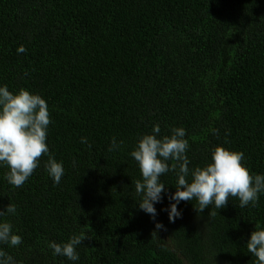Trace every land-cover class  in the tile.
Listing matches in <instances>:
<instances>
[{"label":"trees","instance_id":"obj_1","mask_svg":"<svg viewBox=\"0 0 264 264\" xmlns=\"http://www.w3.org/2000/svg\"><path fill=\"white\" fill-rule=\"evenodd\" d=\"M0 85L45 98L50 154L65 169L55 185L42 155L14 187L0 166V210L17 207L2 219L23 238L0 249L17 264H255L246 244L264 229V193L203 212L182 201L170 222L169 172L153 220L130 153L155 124L160 137L183 127L190 168L221 145L264 174V0H0ZM113 137L123 145L110 152ZM81 233L79 261L53 255L52 241Z\"/></svg>","mask_w":264,"mask_h":264},{"label":"clouds","instance_id":"obj_2","mask_svg":"<svg viewBox=\"0 0 264 264\" xmlns=\"http://www.w3.org/2000/svg\"><path fill=\"white\" fill-rule=\"evenodd\" d=\"M26 51L24 46L18 53ZM48 104L40 94L21 88L14 93L7 85H0V166H6V180L14 187H21L40 166L42 155H48L44 167L55 185L61 182L65 174L62 161L51 154L47 143L48 128L51 124ZM161 127L155 124L151 134H144L130 156L138 163L141 180L135 181V193L141 198L139 208L155 220L158 215L156 204L163 203L166 185L161 177L169 172L176 176V191L168 195V206L162 209L168 212L169 221L175 222L182 217L179 205L182 201L195 200V208L203 212L214 205L216 209L225 207L230 197H237L239 207L258 202L264 193V174L251 175L242 161L243 152L233 151L221 145L211 152V160L203 167L190 168L187 156L189 149L187 133L183 127L171 128V135L160 137ZM81 143H87L82 137ZM123 145L113 137L109 151H116ZM170 161H175L170 164ZM190 177V179H189ZM17 207L10 203L6 210H0V245L18 247L22 236L14 232L13 225L2 219L15 215ZM211 215L213 213L211 212ZM156 229H163L162 222H156ZM86 235L74 234L68 242L52 241L49 248L54 256L66 257L69 261H79L78 247ZM247 251L256 258L255 264H264V229L252 232L247 241ZM0 264H17L15 258L0 249Z\"/></svg>","mask_w":264,"mask_h":264}]
</instances>
